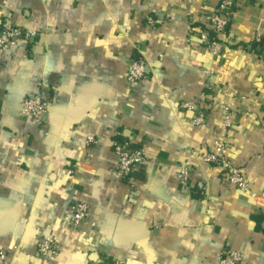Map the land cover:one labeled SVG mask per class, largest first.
<instances>
[{"label":"crops","instance_id":"1","mask_svg":"<svg viewBox=\"0 0 264 264\" xmlns=\"http://www.w3.org/2000/svg\"><path fill=\"white\" fill-rule=\"evenodd\" d=\"M217 5L0 0V29L38 33L0 52V252L11 264H40L44 236L59 245L56 264H95L96 249L124 264H218L226 248L242 252L239 264H264V41L255 39L264 0H237L222 61L189 38ZM151 12L163 19L156 28L143 20ZM139 50L146 77L132 86L127 70ZM38 94L50 101L44 129L21 111ZM208 94L232 108L227 156L247 190L203 160L225 109L198 127L181 107ZM116 140L145 152L131 183L114 171ZM186 163L205 190L180 184ZM70 201L89 205L82 228L69 226Z\"/></svg>","mask_w":264,"mask_h":264},{"label":"built area","instance_id":"2","mask_svg":"<svg viewBox=\"0 0 264 264\" xmlns=\"http://www.w3.org/2000/svg\"><path fill=\"white\" fill-rule=\"evenodd\" d=\"M236 5L237 0H218L217 7L212 11L205 12L203 15L207 29H196L192 26L189 30L190 40L198 41L206 53L216 57L219 61L223 60L224 51L229 48L231 42L230 25L236 12ZM143 20L150 28H156L158 24L163 22V19H159L152 12L143 15ZM37 35L36 31L6 23L0 29V52L14 49L21 41L35 43ZM255 39L257 42L262 43L264 34L257 33ZM146 70L147 62L139 50L128 66L127 82L132 86L137 85L146 77ZM207 101L208 105L206 106ZM49 105V99L42 94L28 96L22 100L21 111L23 114L32 117L40 129H44ZM181 107L184 111L193 114L191 123L198 127L208 126L210 115L214 109H219V107L225 109L224 122L219 131L215 148L210 152L203 153V160L206 163L221 167L225 171L226 182L247 190L249 184L245 175L227 156L228 130L234 126L230 105L223 102L219 103L214 95L208 94L205 100L184 101L181 103ZM89 141L96 142L93 137H90ZM113 148L116 155L114 171L117 177L126 183H131L136 169L146 162L145 152L131 141L116 140L113 143ZM70 173H74V170H70ZM178 179L180 184L187 188L200 190L206 188L203 181L192 180L188 163L180 169ZM65 208L71 214L69 226L72 228H82L90 217L89 205L85 202L70 201L65 205ZM37 253L40 264H56L60 255V248L54 237L44 236L38 241ZM242 259L243 254L241 251L226 248L220 253L218 264H239ZM92 260L95 264H124L122 261L112 259L106 253L97 249ZM0 264H11L7 253L0 252Z\"/></svg>","mask_w":264,"mask_h":264}]
</instances>
